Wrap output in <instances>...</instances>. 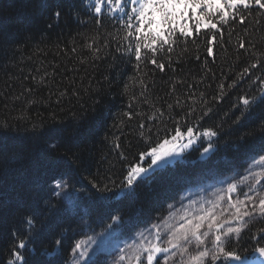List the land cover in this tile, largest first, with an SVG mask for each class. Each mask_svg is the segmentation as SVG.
Here are the masks:
<instances>
[{
	"label": "trees",
	"instance_id": "trees-1",
	"mask_svg": "<svg viewBox=\"0 0 264 264\" xmlns=\"http://www.w3.org/2000/svg\"><path fill=\"white\" fill-rule=\"evenodd\" d=\"M39 2L0 0V135L9 137L8 152L22 157L25 170L29 161L46 154L50 145H59L53 153L57 166L39 179L47 183L62 176L72 190L71 206L59 198H52V206H37L38 222L24 250L27 264H70L74 243L86 232L107 230L113 214L121 216L114 229L132 235L149 220L163 217L168 204L177 201L186 188L245 169L250 153L239 136L251 131L250 142L258 140L264 107L239 125L234 119L242 110L240 98L262 90L257 77H264V67L253 70L251 79H241L239 73L256 59L264 64V12L253 8L254 15H249L246 25L226 26L222 40L212 45L213 56L207 53L209 45L202 31L195 41H188L186 52L183 44L175 48L171 63L163 57L164 71L151 64L141 65L137 71L134 59L123 54V49L116 50L117 41L124 42L122 13L105 12L98 25L85 8L93 0H43L47 7H38ZM57 9L62 11L59 20L52 15ZM93 38L101 47V42L109 47L96 54L88 47ZM241 40L248 46L246 52L239 49ZM140 79L148 84V91L139 85ZM233 81L235 85L226 87L220 96L219 84L232 85ZM172 85L176 86L174 93ZM61 92L67 95L61 98ZM189 94L194 95L189 98ZM189 106L195 113L185 116ZM205 107H211L212 112L200 119ZM157 109L165 115L161 117ZM177 121L182 130L188 126L197 132L215 129L218 136L213 150L201 155L208 141L198 142L154 177L149 174L127 198L112 193L105 197L91 187L90 180L119 192L129 164L152 144L170 138ZM141 123L145 129L139 128ZM19 190L17 176H10L0 186V198L8 200V223L0 226V264L13 259L10 230L32 210L17 202ZM48 196L50 189L45 190ZM262 227L264 220L257 218L230 249L242 258L258 256L252 237L261 235ZM56 239L63 242L60 247L55 246ZM259 243L264 244V239ZM103 256L87 264H102Z\"/></svg>",
	"mask_w": 264,
	"mask_h": 264
},
{
	"label": "snow or ice",
	"instance_id": "snow-or-ice-1",
	"mask_svg": "<svg viewBox=\"0 0 264 264\" xmlns=\"http://www.w3.org/2000/svg\"><path fill=\"white\" fill-rule=\"evenodd\" d=\"M37 6L47 7L43 0H40ZM85 8L93 13L98 25L105 12L122 13L120 19L125 33L124 42L117 41V52L123 49V54L132 57L137 71L141 70V65L148 64L164 71L163 57L167 56L171 63L175 48L183 44L185 47L182 51L186 52L188 41H195L202 31L209 45L207 53L213 56L212 45L218 39L222 40L225 27L236 24L246 25L249 15H254L253 8L256 12H264V0H93L91 5L86 3ZM52 15L54 19L59 20L62 11L54 10ZM101 44L104 48L109 47V44L103 42ZM88 47L94 48L96 54L102 50L95 38ZM247 47L244 40L239 42L240 50L246 52ZM261 67H264V64L256 59L245 66L239 76L241 79L245 77L251 79L255 75L253 70ZM257 80L262 86L259 94L245 95L240 98L242 110L234 119V123L238 125L254 114L257 108L264 107V77H257ZM138 83L144 91H148L149 86L143 79L138 80ZM234 85L235 81L232 85L219 84L220 96L224 95L226 87ZM125 91H128L127 85ZM171 91L173 93L176 91L175 85L171 86ZM65 95H67L66 92L60 93L61 98ZM192 95L194 94H189V98ZM218 99L213 97L214 101ZM59 102L60 100L57 101ZM144 102L147 103L146 98ZM201 103L206 102L201 100ZM176 106H180L179 99L176 100ZM168 107L171 109L173 105L169 104ZM189 109L185 116L195 113L194 108L189 106ZM157 111L161 117L165 115L163 111L159 109ZM211 112V107H205L200 113V119L208 117ZM126 115L128 119H132L131 114ZM139 128L145 129L146 125L141 123ZM148 131L150 132L151 129ZM260 131L261 135L255 142H250L254 135L251 131H243L239 136L242 146L246 147L250 153L248 166L245 169L247 174L242 177V183L248 184L247 191L238 188L237 183L229 182L226 189L215 194V200L199 202L182 196L180 209L169 211L167 219L158 217L149 220L145 225L148 235L141 233L143 239L135 246L133 252L128 250L133 249L131 244L126 248L121 247L114 264H145V261L146 264H154V262L159 264L157 257L160 254H163V264H264V244L259 243L264 239V227L260 229L261 235L252 237L257 242L254 245V252L260 259L242 258L237 251L229 247L239 243L242 233H245L257 218L264 220V119L260 121ZM217 136L218 132L213 128L197 132L196 129L188 126L186 130H182L177 121V127L170 138H164L152 144L138 154L135 163L129 164L119 192L114 193L107 185H101L92 180L89 184L105 197L112 193V196L127 198L134 195V190L141 182L149 178V174L154 177L158 170L164 169L169 160L184 155L198 142L208 141L200 154H209L213 150V140ZM10 143L9 137L0 135V186L5 184L10 176L19 177L20 190L16 198L17 202L20 206L32 210L22 217L19 226H13L10 230L14 250L13 259L9 261V264H27L24 250L28 247L38 222L37 206L41 203L52 206V198L69 200L72 185L62 176L53 178L47 183H42L39 179L40 175L57 166L58 160L53 153L59 150V145H50V150L46 154L41 153L38 158L31 159L28 169L25 170L21 163L22 157L8 152ZM31 154H35L34 149ZM68 160L74 162L71 157H68ZM46 189H50V196L47 198L45 197ZM0 197H3L2 193ZM184 200H188V203H183ZM168 208L174 209L175 205L169 203ZM7 210V198H0V226L8 223ZM120 223L121 216L113 214L106 228L114 229ZM62 243L60 239L54 241L56 247H60ZM91 243H95L91 237L88 244L84 241L74 243L71 249L72 256L75 258L74 264H87L90 260Z\"/></svg>",
	"mask_w": 264,
	"mask_h": 264
},
{
	"label": "rangeland",
	"instance_id": "rangeland-1",
	"mask_svg": "<svg viewBox=\"0 0 264 264\" xmlns=\"http://www.w3.org/2000/svg\"><path fill=\"white\" fill-rule=\"evenodd\" d=\"M178 158L179 157L172 158L166 163V165L172 164ZM246 174H247L246 171L243 170L241 173L233 174L231 176H225L205 182L196 183L182 192L179 199L172 203L175 205V208L171 210L169 209L168 212L180 209L182 196H187L189 199H195L199 202H206L207 200L210 199L215 200V194L220 193L222 190L226 189L229 182L237 183L238 188L247 191L248 184L242 183V177ZM63 202L71 206V199L63 200ZM183 203L187 204L188 200H184ZM168 212L163 216V218L165 219L168 218ZM141 233H144L145 236L148 235V233L145 231V228L140 229L129 236L118 234L113 229L112 230L107 229L99 234L86 232L78 241H84L86 244H88L89 237H91L95 241V243L90 244L91 247L90 260L96 256L105 255V257L103 256V258L105 259L103 260L102 264H114V260L118 258L117 254L121 247L126 248L128 245L131 244L133 245V249H128V250L129 252L134 251L135 246L139 244L140 241L143 239ZM69 255L71 256L70 264H74L75 258L72 256L71 250ZM157 259L160 261V264H163V254H160L157 257Z\"/></svg>",
	"mask_w": 264,
	"mask_h": 264
},
{
	"label": "water",
	"instance_id": "water-1",
	"mask_svg": "<svg viewBox=\"0 0 264 264\" xmlns=\"http://www.w3.org/2000/svg\"><path fill=\"white\" fill-rule=\"evenodd\" d=\"M253 258L260 259V257H253Z\"/></svg>",
	"mask_w": 264,
	"mask_h": 264
}]
</instances>
